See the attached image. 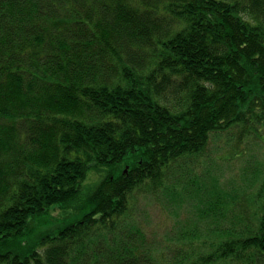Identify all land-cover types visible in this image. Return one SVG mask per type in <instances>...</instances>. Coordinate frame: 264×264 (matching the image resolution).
Segmentation results:
<instances>
[{
	"label": "trees",
	"instance_id": "16d2710c",
	"mask_svg": "<svg viewBox=\"0 0 264 264\" xmlns=\"http://www.w3.org/2000/svg\"><path fill=\"white\" fill-rule=\"evenodd\" d=\"M263 131L264 0H0V264H257L262 179L229 228L236 194L215 183L197 205L218 237L202 254L200 226L157 248L139 208L177 201L174 174L213 138H235L234 160ZM92 173L77 222L34 235Z\"/></svg>",
	"mask_w": 264,
	"mask_h": 264
},
{
	"label": "rangeland",
	"instance_id": "374dc122",
	"mask_svg": "<svg viewBox=\"0 0 264 264\" xmlns=\"http://www.w3.org/2000/svg\"><path fill=\"white\" fill-rule=\"evenodd\" d=\"M262 134L264 135V131ZM213 139L204 157L190 164L192 171L187 172L189 170L187 169L185 173H181L182 170H180V172L174 174L173 178L176 179V189L174 191L181 193L177 201H174L170 193L167 194V191L159 193V198L156 200L150 195L147 197L145 195L147 198L145 201L142 199L139 208V219H142L144 225H146L150 240L154 241L156 239L154 245L157 248L167 246L175 248L178 242L181 246V238L198 226L200 228L196 233L199 237L191 243L188 236L189 244L186 250L202 254L213 248V244L218 241V237H215L208 230L209 227L213 228L214 226V224H211L213 219H204L202 221L206 222V227H204L197 205L201 208L206 206L207 199L210 197L209 192L216 184L227 195L236 194L238 198L237 202L230 203L229 210L227 209L225 212L227 214V217L225 214L226 218L224 219L225 227L229 228V226H233L234 222L237 223L238 220H235V217L239 215L245 217L247 215V212L243 213V211L249 209L250 201L257 195L260 180H264V141L259 139L248 140L242 146L245 155L236 157L233 160L225 158L231 157L233 147L236 144L235 138L233 136L228 138L223 135ZM100 180V175L92 173L83 184L80 198L69 206L55 209L56 211L52 210L47 216L34 220L33 234L77 222L87 210L86 198L91 192V188ZM194 185H197L201 190L198 191V194L194 191ZM250 212H252L251 209ZM240 225H244V223ZM194 242L196 243L193 245ZM203 242L206 243L203 244L206 247L201 246ZM168 253L169 251L166 250L165 254ZM256 261L257 264L264 263L262 259ZM221 264L243 263L230 260Z\"/></svg>",
	"mask_w": 264,
	"mask_h": 264
}]
</instances>
